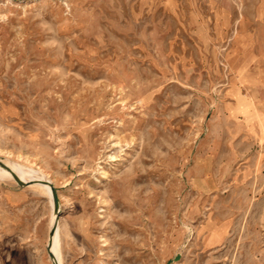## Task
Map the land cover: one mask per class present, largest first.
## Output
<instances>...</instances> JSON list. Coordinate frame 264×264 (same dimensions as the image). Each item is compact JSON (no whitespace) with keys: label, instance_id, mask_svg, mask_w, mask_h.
<instances>
[{"label":"rangeland","instance_id":"1","mask_svg":"<svg viewBox=\"0 0 264 264\" xmlns=\"http://www.w3.org/2000/svg\"><path fill=\"white\" fill-rule=\"evenodd\" d=\"M0 159L58 264H264V0H0ZM55 210L0 176V264Z\"/></svg>","mask_w":264,"mask_h":264},{"label":"bare ground","instance_id":"2","mask_svg":"<svg viewBox=\"0 0 264 264\" xmlns=\"http://www.w3.org/2000/svg\"><path fill=\"white\" fill-rule=\"evenodd\" d=\"M0 160L4 163V165L0 166V168L3 169L2 171L0 170V176L1 177L16 180V178L14 177V174H15L19 177L20 180H22L24 182H33V184L37 183V184L41 185L42 187H44V189H46V191L49 193V195L53 198V193H52L51 187L47 184H43V182H50L51 183V180L47 176H42V177L37 178V177H35L33 169H29L28 171H25V170H22L16 164H11L9 161H3L2 159H0ZM59 212H60V210H59ZM54 217H55V223H54L53 229L56 227V224H57V218H58V211L57 210L54 211ZM58 226H59V222L57 224V229H56L55 234L54 235L50 234V241L51 242H50V247H49V249L51 248V251L55 255V259L54 258L53 259L55 260L56 264H58L57 260L60 257V254L58 251L57 239L55 237L57 234Z\"/></svg>","mask_w":264,"mask_h":264},{"label":"water","instance_id":"3","mask_svg":"<svg viewBox=\"0 0 264 264\" xmlns=\"http://www.w3.org/2000/svg\"><path fill=\"white\" fill-rule=\"evenodd\" d=\"M0 165H4V163L0 160ZM14 177L16 178V180L18 181V183L22 186H29L31 184H33V182H24L22 180L19 179V177L17 175L14 174ZM43 184H47L51 187L52 189V193H53V198H54V205H55V208L56 210L58 211V218H57V224L59 222V208H60V203H59V198H58V195H57V192H56V188L54 187V185L50 182H43ZM57 224H56V227L52 230L51 234L54 235L55 232H56V229H57ZM52 245V244H51ZM49 254L52 258L55 259V255L54 253L51 251V248L49 249Z\"/></svg>","mask_w":264,"mask_h":264}]
</instances>
